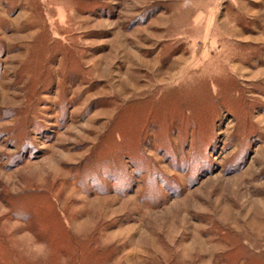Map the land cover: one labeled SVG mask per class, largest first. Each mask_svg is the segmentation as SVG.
<instances>
[{
	"label": "rangeland",
	"instance_id": "374dc122",
	"mask_svg": "<svg viewBox=\"0 0 264 264\" xmlns=\"http://www.w3.org/2000/svg\"><path fill=\"white\" fill-rule=\"evenodd\" d=\"M0 264H264V0H0Z\"/></svg>",
	"mask_w": 264,
	"mask_h": 264
}]
</instances>
